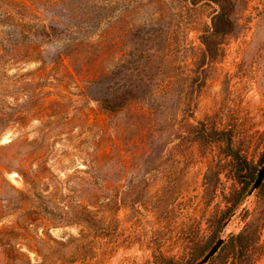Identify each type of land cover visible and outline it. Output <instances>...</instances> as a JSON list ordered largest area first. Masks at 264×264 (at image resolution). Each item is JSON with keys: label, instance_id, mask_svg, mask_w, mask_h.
Wrapping results in <instances>:
<instances>
[{"label": "rangeland", "instance_id": "rangeland-1", "mask_svg": "<svg viewBox=\"0 0 264 264\" xmlns=\"http://www.w3.org/2000/svg\"><path fill=\"white\" fill-rule=\"evenodd\" d=\"M263 160L264 0H0V264H264Z\"/></svg>", "mask_w": 264, "mask_h": 264}, {"label": "water", "instance_id": "water-1", "mask_svg": "<svg viewBox=\"0 0 264 264\" xmlns=\"http://www.w3.org/2000/svg\"><path fill=\"white\" fill-rule=\"evenodd\" d=\"M263 178H264V160L260 169L257 171V175L254 180L253 186L250 190V194L257 189ZM222 243H223V238L221 237L217 238L215 242L212 244V246L208 249V251L196 262V264L206 263L209 260V258L218 250V248Z\"/></svg>", "mask_w": 264, "mask_h": 264}, {"label": "trees", "instance_id": "trees-1", "mask_svg": "<svg viewBox=\"0 0 264 264\" xmlns=\"http://www.w3.org/2000/svg\"><path fill=\"white\" fill-rule=\"evenodd\" d=\"M219 3V11L216 13L215 17L213 18V24L214 25H217V29L219 28V26L221 24H224V23H230V25H232L233 23H231L228 19H225L224 16H227V13L224 12L223 10V5H222V2H217ZM98 101L100 102H104V99L102 98V96H98V98H96Z\"/></svg>", "mask_w": 264, "mask_h": 264}, {"label": "flooded vegetation", "instance_id": "flooded-vegetation-1", "mask_svg": "<svg viewBox=\"0 0 264 264\" xmlns=\"http://www.w3.org/2000/svg\"><path fill=\"white\" fill-rule=\"evenodd\" d=\"M260 184H261V183H260ZM260 184H259V186H260ZM259 186H258V187H259ZM214 242H215V241H214Z\"/></svg>", "mask_w": 264, "mask_h": 264}]
</instances>
